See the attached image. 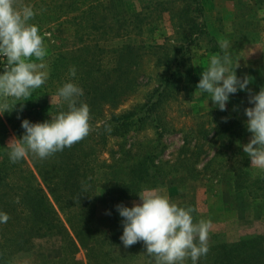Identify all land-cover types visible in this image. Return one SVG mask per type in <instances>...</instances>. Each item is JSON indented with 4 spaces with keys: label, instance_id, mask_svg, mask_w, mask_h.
<instances>
[{
    "label": "rangeland",
    "instance_id": "obj_1",
    "mask_svg": "<svg viewBox=\"0 0 264 264\" xmlns=\"http://www.w3.org/2000/svg\"><path fill=\"white\" fill-rule=\"evenodd\" d=\"M99 1L98 8L96 0H16L17 6L25 3L34 6L36 15L30 22L39 25L42 35L49 34L44 37L47 47L44 61L49 76L30 98H22L11 113L0 116V154L15 135L11 125L23 118L33 122L45 120L47 107L60 104L55 92L68 79L79 85L83 79L88 83L89 78L96 76L107 75L110 82L123 79L119 86L124 96L115 108H103L106 118L137 109L149 100L166 70L155 61L153 48L162 45L173 52L182 45V37L188 31L178 27L182 20L179 10H186L189 2ZM200 3L202 15L197 21L214 40L208 41L202 34L203 38L188 45L191 72L200 76L210 57L220 53L222 42L228 40L233 61L240 58L236 74L251 76L247 87L253 93L258 92L264 86V0H200ZM169 12L174 17L168 16ZM136 15H141L139 20ZM212 42L219 51L212 49ZM121 45L137 48L136 55L129 59L131 64L116 68L118 54L114 51ZM193 58L198 59L199 65L191 63ZM73 66L76 76L69 77ZM190 87L189 82L182 84L163 98L155 114L139 130L123 138L108 137L97 159L98 163L106 160L111 167L99 168L97 179L124 182L127 161L150 154L157 171L164 175L156 188H162L178 205L190 206L194 220L211 221L208 242L232 244L243 236H264V195L262 189L252 184L255 178H264V169L252 164L241 147L251 135L243 111L250 106L249 93L232 94L226 110L221 111L210 100L207 105L208 93ZM21 102L24 107L17 118ZM238 173H245L246 179L239 188L234 181ZM120 202L131 206L140 200L139 197L117 200L115 195L97 191L96 221L109 235L110 244L103 245V249L110 250L112 256L93 255L97 262L91 259V264H113V260L115 264H153L141 244L125 249L120 241L122 217L115 208ZM79 237L76 252L67 244L65 230L36 238L31 250L13 256V264H87L85 249L94 244L93 229H83Z\"/></svg>",
    "mask_w": 264,
    "mask_h": 264
},
{
    "label": "trees",
    "instance_id": "obj_2",
    "mask_svg": "<svg viewBox=\"0 0 264 264\" xmlns=\"http://www.w3.org/2000/svg\"><path fill=\"white\" fill-rule=\"evenodd\" d=\"M185 1L189 4L186 10H179V17L182 15L180 20L182 18L183 21L178 27L187 29L188 33L182 37V45L173 52L166 46H154L155 61L165 66L166 70L146 103L137 109L106 118L102 114L103 108H115L124 96L119 86L123 79L110 82L107 75L88 77L90 81L85 83L83 79L80 85L84 89L80 99L90 106L91 130L87 136L47 158L29 155L16 163L8 159L6 146L3 147L4 152L0 154V210L9 214V220L0 223V264H13V256L31 250L34 239L50 237L64 230L67 244L72 252H76L80 232L89 227L93 229L95 240L92 246L85 249L88 252L87 264H91V259L97 262V257L93 255L103 254V258L112 256L110 250L103 249V245L110 244L109 235L96 221L97 191L101 189L108 195H115L117 200L136 198L145 187H156L162 183L164 175L157 171L152 155L147 154L134 158L130 163L127 161L126 181L100 182L97 170L108 169L111 165L106 160L98 163L97 157L105 148L108 137L123 138L139 130L155 114L163 98H167L177 87L189 82L191 90L196 89L200 76L191 72L188 45L203 38V35L208 37V41L214 39L204 32L202 24L197 21V17L202 15L200 0ZM156 3L160 4L159 1ZM96 5L100 7L99 0H96ZM170 13L168 16L174 17V13ZM140 17L136 15V19ZM212 43V49L219 51ZM135 50L137 48L129 45L115 49L118 54L116 68L131 64L129 59L135 57ZM87 74L89 72L84 75ZM65 107L67 104L61 103L47 107L45 120L58 111L66 110ZM99 120L100 124H97ZM11 128L17 137L24 132L21 120L13 123ZM244 177L245 173L236 174L234 181L237 188L243 187L246 182ZM84 182L88 185L86 188ZM252 184L262 189L264 195V178H255ZM16 197H19L18 201ZM208 243V253L201 256L197 264H264L263 235L243 236L232 244L225 241ZM134 245L145 249L143 241ZM128 247L124 246L125 249ZM114 258L118 257L115 255ZM111 263L115 264V261ZM186 264H192L191 260L188 259Z\"/></svg>",
    "mask_w": 264,
    "mask_h": 264
},
{
    "label": "clouds",
    "instance_id": "obj_3",
    "mask_svg": "<svg viewBox=\"0 0 264 264\" xmlns=\"http://www.w3.org/2000/svg\"><path fill=\"white\" fill-rule=\"evenodd\" d=\"M35 15L36 9L31 3L17 6L16 0H0V59L4 60L0 65V116L11 113L17 102L30 98L48 79L44 37L49 34L42 35L39 25L30 22ZM230 48V42L224 40L221 52L212 55L200 72L195 88L208 93L207 105L210 100L221 111L226 110L232 94L238 91L249 93L250 106L243 111L247 117L244 123L251 135L241 147L252 164L264 169V86L255 93L247 87L252 77L236 74L240 58L234 62ZM191 63L199 65L197 58ZM68 75L76 76L74 66ZM55 95L59 103L67 104L66 110L58 111L44 121L21 119L24 132L19 137L14 135L4 147L12 163L29 155L47 158L89 134L90 106L80 99L84 89L73 79H68L57 88ZM23 107L21 102L17 118ZM84 186H88L86 182ZM138 196L139 203L115 205L122 217L119 239L125 247L143 241L153 264H186L188 259L197 264L199 258L208 253L210 220H194L193 209L178 205L164 194L162 188L145 187ZM106 212L111 214L109 210ZM8 220L9 214L0 210V223Z\"/></svg>",
    "mask_w": 264,
    "mask_h": 264
},
{
    "label": "built area",
    "instance_id": "obj_4",
    "mask_svg": "<svg viewBox=\"0 0 264 264\" xmlns=\"http://www.w3.org/2000/svg\"><path fill=\"white\" fill-rule=\"evenodd\" d=\"M4 63V60L0 59V65H2ZM2 70V69H0Z\"/></svg>",
    "mask_w": 264,
    "mask_h": 264
}]
</instances>
